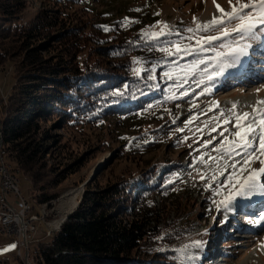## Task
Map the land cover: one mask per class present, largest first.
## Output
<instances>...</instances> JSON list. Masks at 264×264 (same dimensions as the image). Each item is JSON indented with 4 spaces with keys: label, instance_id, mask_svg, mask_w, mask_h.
Segmentation results:
<instances>
[{
    "label": "rangeland",
    "instance_id": "374dc122",
    "mask_svg": "<svg viewBox=\"0 0 264 264\" xmlns=\"http://www.w3.org/2000/svg\"><path fill=\"white\" fill-rule=\"evenodd\" d=\"M88 1L86 6L89 11L75 4L68 12H84L86 18L91 19L94 15L97 19L102 18L109 22L122 20L127 25L145 24L146 32L172 40V64L166 68L163 75L166 84L158 96L152 97L139 112L123 117L117 123L115 119L108 118L95 125L64 128L55 119L35 120L33 139L41 141L46 149L44 157H38L30 167L37 178L39 189L52 198L47 202L46 210L49 212L46 222L51 223L58 214L69 209L63 207L62 203L75 190L79 192L74 194L70 205L73 206L77 201V209L87 192L108 189L121 178L139 182L146 177H152L150 182L154 183V172L172 165L173 172L176 173L174 176L172 172L167 175L178 178L172 182L173 188L170 192L181 190L177 194L182 200L179 201L180 208L176 212L171 211L167 215V221L160 225L165 228L166 222L180 216L187 217L192 223L194 232L180 243L186 263L264 264V234L260 239L257 233L242 235L244 238L239 241L237 239L240 237H235L234 234L224 235L216 243L218 254L223 257L220 262L217 258L209 259L207 252L205 253V250L209 253L211 251L207 245V231L214 223L220 224L225 219L227 211L223 210V202L231 194L228 190L232 189L235 180L238 181L235 188L237 190L240 179L251 171L245 170L248 166L233 167L235 164L231 160L235 154L228 151L237 143L238 137L225 120H232L234 112L243 113L238 108H233L231 102L250 103L264 95V83L244 89L246 86L236 84L238 77L230 79L233 75L217 85L223 74L216 77L214 69L222 61L231 62V57H218V53H227L229 49L226 45L231 44L233 39L241 45L250 44L249 55L254 58L250 64L256 68L250 77L264 78V31H261L264 26L257 28L256 38L246 40H240L234 33L223 37L216 28L208 31H204L202 27L197 28V25L206 24L214 16L223 15L217 9V4L225 12L231 11L229 0H215V3L213 0ZM4 3V0H0V9ZM232 4H235V0H232ZM20 7L19 23L44 16L45 13H54L58 8L62 9L59 0H21ZM237 23V20L226 22V27L230 29ZM63 34L59 29L40 31L35 38L24 44L17 36L0 35V115L10 92L20 82L27 81L25 76L28 74L29 53L37 50L34 57L43 61L69 57L60 52L65 46ZM209 35L221 38L211 43L200 39ZM173 43L181 51L177 52L172 46ZM232 46L236 47L235 44ZM14 73H17L16 77L13 76ZM209 76H213L214 84L209 81ZM1 120L0 116V123ZM118 135L126 142L136 136L140 142L148 139L152 143L139 156L128 155L127 152L123 155L120 146L122 141L117 140ZM13 159L11 166L18 179L19 190L23 196L29 197L31 184L24 176V164L15 157ZM225 185L228 189L224 190L222 186ZM9 198L14 197L9 195ZM29 202L35 201L29 197ZM162 205L167 211L172 209L170 204ZM122 217L131 219L129 216ZM38 220L41 218L38 217ZM235 224L238 223L229 221L226 231L240 230L233 226ZM239 226L243 227L240 224ZM247 228L249 226L245 227ZM43 229L48 230L47 226ZM42 235L39 232L37 236ZM194 241H201V246L185 248ZM11 245L15 247H10ZM5 248L9 250L3 251ZM189 256L194 258L188 259ZM4 260L9 264H22L17 256L14 237L0 233V261Z\"/></svg>",
    "mask_w": 264,
    "mask_h": 264
},
{
    "label": "trees",
    "instance_id": "16d2710c",
    "mask_svg": "<svg viewBox=\"0 0 264 264\" xmlns=\"http://www.w3.org/2000/svg\"><path fill=\"white\" fill-rule=\"evenodd\" d=\"M4 1L0 35L17 36L24 44L37 32L59 29L65 40L60 52L69 56L43 61L34 57L37 50L29 53L27 81L10 92L0 115L4 160L8 166L13 157L24 164V176L31 184L29 197L35 201L30 204L46 219L52 198L39 189L30 167L46 149L33 139L35 120L55 119L64 128H74L108 118L117 123L139 112L166 84L163 75L172 64V54L163 49L170 52L172 40L146 32L142 23L127 25L68 12L75 4L89 11L88 0H59L62 9L24 23H19L21 0ZM117 140L122 141L123 155L139 156L152 143L140 142L136 136L126 142L118 135ZM173 170L172 165L156 170L154 183L152 177L139 182L121 178L108 189L87 192L52 237L32 246L34 256L42 258L38 264H187L180 243L194 232L192 223L180 216L166 222L165 228L160 225L181 205L177 194L181 190L170 192L178 178L167 175L174 176ZM161 202L172 209L165 210ZM62 217L58 214L47 223L48 231L57 228Z\"/></svg>",
    "mask_w": 264,
    "mask_h": 264
},
{
    "label": "snow or ice",
    "instance_id": "6c2138e0",
    "mask_svg": "<svg viewBox=\"0 0 264 264\" xmlns=\"http://www.w3.org/2000/svg\"><path fill=\"white\" fill-rule=\"evenodd\" d=\"M215 3V0H213ZM231 11L225 12L217 4L216 7L223 13L221 17L214 16L212 20L204 25H197V28H203L204 31L216 28L220 32L221 36L229 37L232 33H237L240 40L254 39L257 36V28L264 26V0H235V4H232V0H229ZM127 19V18H126ZM237 20L239 23L234 25L232 28L226 27V22ZM219 26V27H217ZM105 27V31H107ZM192 31V29H189ZM261 31H264V27H261ZM221 36L209 35L207 37H201L200 39L205 43H211L212 41L218 40ZM198 44L200 41L197 42ZM235 44L236 47L232 45ZM177 52L181 51V48L173 43L172 45ZM229 51L227 53H218V57H231V62L222 61L216 69H214L215 76L222 75L229 67H235L241 62V57L247 54V50L251 47L250 44L241 45L236 39L232 40L231 44L226 45ZM166 53L171 55L167 48L163 49ZM139 74V72H137ZM167 75V73H166ZM152 79L151 76L148 77ZM209 81L214 84L213 76L208 77ZM257 105H264V101H257ZM235 108V105H233ZM233 120L235 121L234 127L240 129L243 127L245 131L241 133L239 130L234 133L235 136L240 138V143H236L228 151L236 152V154H242L244 157H249L257 151V145L259 150L264 152V107H254L252 113H233ZM243 121V124L241 123ZM232 120H225V123H232ZM227 131V130H225ZM211 141H209L210 143ZM247 162V161H245ZM264 175V167L255 169L251 174L239 185V188L232 192L229 197L224 201V206L229 208L232 206L233 201L237 196L248 199L254 195L264 196V184L259 182V177ZM213 179H215L213 177ZM264 220V218H262ZM261 221H257L260 223ZM201 241H194L192 245H186L185 248L189 247H200ZM10 247H15L11 245ZM5 248L3 251H8ZM194 257L189 256L188 259Z\"/></svg>",
    "mask_w": 264,
    "mask_h": 264
},
{
    "label": "bare ground",
    "instance_id": "6f19581e",
    "mask_svg": "<svg viewBox=\"0 0 264 264\" xmlns=\"http://www.w3.org/2000/svg\"><path fill=\"white\" fill-rule=\"evenodd\" d=\"M234 35H237V37H239L237 33H234ZM252 60H254V58L253 57L250 58L249 50H247V54L245 56L241 57V62L237 66L229 67L224 72L225 75L223 73V77H222L221 81L217 82V85H219V83L222 82L223 80H226L229 75H233V77L230 78V79H234V78L237 79V77H238L236 84L240 85V86H246V88H244V89H248L249 87H251L252 85H255V84H263L264 83V78H258L256 76H254V78L250 77V76H253L252 72L256 71V68H254V66L252 64H250V62ZM263 97H264V95H263ZM263 97L259 98L258 100L252 101L250 103H245V104L231 102V105L232 106L235 105V108H238L243 113L244 112L252 113L254 107H264V105H257V101H264ZM239 110H237V111H239ZM232 121H233L232 123H228V124H229V127L232 130L234 129V133L236 131H238V130L241 133H243L245 131V129L243 127H241L240 129L235 128L234 127L235 121L233 119H232ZM241 123L243 124V121ZM222 126H224V125H222ZM212 132H213V134L215 133L214 131H212ZM236 141H237V143L241 142L239 137L236 139ZM0 146H2V144H1V135H0ZM3 154H4V151L2 150V147H0V164H2V166H8V164L5 162V160L3 158ZM234 154L235 155L232 157V160H231L233 162V165L235 164L233 167L238 166V165H242L241 168H244L245 166L249 167V168L245 169L246 171L251 169V171H249V173L246 176H244L242 179H240L241 183L251 174V172L253 170L260 169V168L264 167V152L259 150V146L258 145H257V151L254 154H252L251 156H249V157H244L242 154H236V152H234ZM245 161H247V162L245 163ZM242 171H243V169H242ZM261 181H263L262 184H264V175H261L259 177V182L261 183ZM237 182L238 181L235 180L233 182V184H234L233 186L231 185V183L228 184V185H230V187L232 186V189L228 190L230 193L236 191L235 188H236ZM238 186H239V184H238ZM227 187L228 186H226V185L224 187L222 186V188L224 190L228 189ZM76 192H79V190H75L72 193H70L68 195V197L63 201V203H62L63 207H65V208L68 207L69 209H66L64 211L63 217H62V219L60 221V224L62 223L66 213L71 211L75 207V205L77 204V201H75L73 206L70 205L72 203V201H73V196H74V194H76ZM29 205H31L30 202H29ZM263 205H264V197H262L261 195H256V196L248 198V199H245V198H242L240 196H237L236 199L233 201L231 207L226 208L223 205V210L227 211L225 213V219H227V223L229 221L230 222L231 221H235L236 222V219H237L236 215L238 214V215H240V216H242L244 218V220H243L244 223L243 222L242 223L241 222H237L238 226H239V224L242 225V226L244 225V228H245L247 225L248 226H249V224L251 225L242 234H237L238 232H235V233L232 232L234 235H240L241 236L239 239H237V241L243 240L244 236H242V235H248L250 233H253V234L257 233V235H259L258 239H260V236L262 234H264V220L259 225H252L254 223V221L256 220V215L254 214V212L256 210H259ZM234 207L236 208V211L234 210L235 209ZM38 217L41 218V220H45V218L42 217V216H38ZM47 223H49V222H47ZM229 224H231V223H229ZM46 226H47V224H46ZM58 227H57V230H58ZM220 228L222 229L221 226H220ZM207 233H210L209 230L207 231ZM52 235H53V233H52ZM206 238L209 239L208 242H211V240H210L211 238H209V237H206ZM263 238H264V236H263ZM263 247H264V241H263ZM220 259H221V261H223V257L220 258Z\"/></svg>",
    "mask_w": 264,
    "mask_h": 264
},
{
    "label": "built area",
    "instance_id": "2783aa9c",
    "mask_svg": "<svg viewBox=\"0 0 264 264\" xmlns=\"http://www.w3.org/2000/svg\"><path fill=\"white\" fill-rule=\"evenodd\" d=\"M38 213L36 207L29 205V197L21 194L12 166L0 164V233L14 237L22 264L41 262L42 258L32 253V246L57 231V228L44 231L47 222L38 220ZM39 232L43 234L41 237L37 236Z\"/></svg>",
    "mask_w": 264,
    "mask_h": 264
},
{
    "label": "water",
    "instance_id": "95a60500",
    "mask_svg": "<svg viewBox=\"0 0 264 264\" xmlns=\"http://www.w3.org/2000/svg\"><path fill=\"white\" fill-rule=\"evenodd\" d=\"M78 206V203L75 205V207L71 210V211H69V212H67L66 213V215H65V217H64V219H63V221H62V223L75 211V209H76V207ZM61 223V224H62ZM60 224V225H61ZM59 229V228H58Z\"/></svg>",
    "mask_w": 264,
    "mask_h": 264
}]
</instances>
